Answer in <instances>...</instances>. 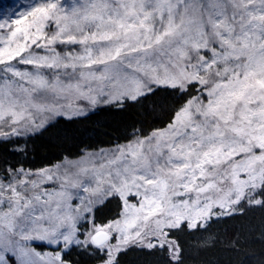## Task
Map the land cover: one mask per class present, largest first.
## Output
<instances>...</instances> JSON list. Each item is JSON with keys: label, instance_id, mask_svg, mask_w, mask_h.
Segmentation results:
<instances>
[{"label": "snow or ice", "instance_id": "6c2138e0", "mask_svg": "<svg viewBox=\"0 0 264 264\" xmlns=\"http://www.w3.org/2000/svg\"><path fill=\"white\" fill-rule=\"evenodd\" d=\"M22 7L0 6V264H120L133 246L184 264L183 235L264 209V0ZM161 93L166 122H134L123 145L40 168L4 155L26 156L72 102L122 113Z\"/></svg>", "mask_w": 264, "mask_h": 264}, {"label": "trees", "instance_id": "16d2710c", "mask_svg": "<svg viewBox=\"0 0 264 264\" xmlns=\"http://www.w3.org/2000/svg\"><path fill=\"white\" fill-rule=\"evenodd\" d=\"M171 105V98L163 93L141 104L129 102L122 113L102 103L71 118H56L54 126L28 140L26 156L4 155L12 162L23 163L25 167L40 168L49 162L57 163L61 158H74L86 151L123 144L130 138L136 121L143 122L136 123V128L162 127L166 122L165 112ZM119 210V203L113 201L102 209L98 219L105 221ZM181 240L184 264H237V257L231 251L237 242L250 256L264 252V209L245 206L242 215L213 222L207 231L185 234ZM119 259L120 264H163L159 255H147L135 246L122 253Z\"/></svg>", "mask_w": 264, "mask_h": 264}, {"label": "rangeland", "instance_id": "374dc122", "mask_svg": "<svg viewBox=\"0 0 264 264\" xmlns=\"http://www.w3.org/2000/svg\"><path fill=\"white\" fill-rule=\"evenodd\" d=\"M17 3H21L23 7H26L27 4L29 3V0H0V6H3V7H12V6H15ZM62 3L64 4V6L66 8H68L69 10L71 9L72 0H62ZM23 7L21 8V10H23ZM101 104L93 105V104H91L90 102H87V101H83V102H79V103L72 102L71 107L68 109V111H66L64 113L63 116L64 117L77 116V115H80L82 113H86V112L90 111L91 109H93V108H95V107H97V106H99ZM77 112H79L80 114H76ZM124 143H126V142H123V144ZM123 144H119V145H123ZM116 145H118V144H116ZM116 145H113L112 147H114ZM109 148H111V147H103V148H100V149H103V150L107 151ZM100 149H96V150H93V151H86L84 153L95 152V151L100 150ZM74 158H76V157H74ZM113 217H111V218H113ZM111 218H108L107 220H109Z\"/></svg>", "mask_w": 264, "mask_h": 264}]
</instances>
